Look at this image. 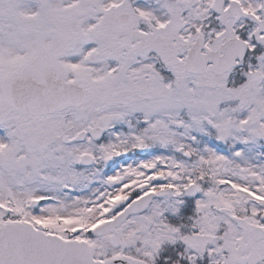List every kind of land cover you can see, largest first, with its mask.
I'll return each mask as SVG.
<instances>
[{"label": "snow or ice", "instance_id": "1", "mask_svg": "<svg viewBox=\"0 0 264 264\" xmlns=\"http://www.w3.org/2000/svg\"><path fill=\"white\" fill-rule=\"evenodd\" d=\"M0 264H264V0H0Z\"/></svg>", "mask_w": 264, "mask_h": 264}]
</instances>
